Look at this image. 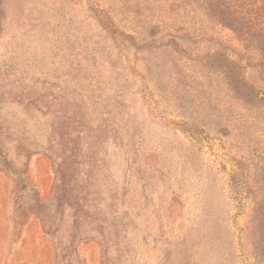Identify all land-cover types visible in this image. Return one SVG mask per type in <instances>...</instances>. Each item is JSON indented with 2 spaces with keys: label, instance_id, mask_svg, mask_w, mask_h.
<instances>
[{
  "label": "rangeland",
  "instance_id": "obj_1",
  "mask_svg": "<svg viewBox=\"0 0 264 264\" xmlns=\"http://www.w3.org/2000/svg\"><path fill=\"white\" fill-rule=\"evenodd\" d=\"M251 33L246 49L204 0H0V163L28 164L37 190L36 170L52 176L40 202L16 197L0 164L13 219L0 264L36 210L59 229L57 264H264V33ZM210 48L238 63L240 90L205 70ZM74 223L89 236L78 257L64 250Z\"/></svg>",
  "mask_w": 264,
  "mask_h": 264
},
{
  "label": "trees",
  "instance_id": "obj_2",
  "mask_svg": "<svg viewBox=\"0 0 264 264\" xmlns=\"http://www.w3.org/2000/svg\"><path fill=\"white\" fill-rule=\"evenodd\" d=\"M204 5L206 11L213 19L217 20L221 25L229 28L233 31L240 39L243 40V45L246 49L249 48L247 43L253 42V34L251 30H257L260 33H264V0H204ZM171 36V34H170ZM258 46L255 49L256 53L260 56H264V35H259ZM172 38L171 42L168 46L172 47L176 43L175 36ZM199 60L204 64L205 70L208 73L216 74L224 76V81L226 80L228 85L230 86L233 92H236L241 89L234 79L235 68L239 65L236 61L231 59L229 56H226L221 50L218 48H210L206 49L205 52L198 56ZM197 60V59H196ZM247 97H250L249 100H252L251 93L247 92L245 94ZM259 95H257L258 98ZM182 127L186 129L184 123H179ZM6 172L10 174L12 180L14 182V188L16 192V197L19 192L27 191L29 187L35 192V196L38 199V202L41 201V196L39 190L35 187L33 182L31 181L30 169L27 164L26 167L20 172H16L14 169L10 168L7 163H0ZM58 211L59 209H65L66 206L63 204L65 202L59 199V196H56ZM67 207L71 208L74 214L77 213V208L67 202ZM17 202L14 201V207L16 209ZM21 208V206H20ZM39 215L42 221V227L45 234L51 237L55 260L53 264H57V258L59 256V252L57 250V234L58 228H47L45 222L41 217V212L36 210L34 211ZM14 222H16V217L14 214ZM25 221L22 223V226L25 225ZM74 228L76 229V234L73 236L72 240L67 245V248L64 249L67 253L75 254L78 257V247L82 241L87 240L89 236L84 234L81 231V227L74 223Z\"/></svg>",
  "mask_w": 264,
  "mask_h": 264
},
{
  "label": "crops",
  "instance_id": "obj_3",
  "mask_svg": "<svg viewBox=\"0 0 264 264\" xmlns=\"http://www.w3.org/2000/svg\"><path fill=\"white\" fill-rule=\"evenodd\" d=\"M35 172V181L40 192L44 195L52 182L49 172ZM13 228L11 189L7 182L2 180L0 187V242L10 238ZM51 258L50 246L42 232L39 217L32 214L30 219L21 228L20 236L13 246L9 264H49Z\"/></svg>",
  "mask_w": 264,
  "mask_h": 264
}]
</instances>
